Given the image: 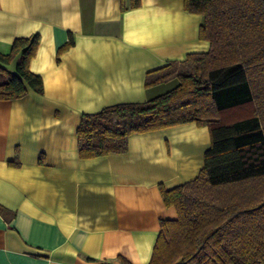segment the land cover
<instances>
[{
  "label": "crops",
  "instance_id": "obj_1",
  "mask_svg": "<svg viewBox=\"0 0 264 264\" xmlns=\"http://www.w3.org/2000/svg\"><path fill=\"white\" fill-rule=\"evenodd\" d=\"M128 4L0 0V51L37 33L29 69L43 83L41 94L0 100V206L14 213L0 214V264H148L160 221L177 218L160 185L204 165L210 133L195 122L132 134L125 152L78 154L83 113L160 95L179 80L146 85L149 72L209 50L184 0Z\"/></svg>",
  "mask_w": 264,
  "mask_h": 264
},
{
  "label": "trees",
  "instance_id": "obj_2",
  "mask_svg": "<svg viewBox=\"0 0 264 264\" xmlns=\"http://www.w3.org/2000/svg\"><path fill=\"white\" fill-rule=\"evenodd\" d=\"M128 1L131 8L140 5ZM184 8L202 16L198 36L209 50L147 74L146 85L177 77L174 88L144 102L83 113L78 154L121 153L132 134L206 124L210 146L198 176L169 189L160 185L177 218L160 221L148 264H264V0H184ZM38 43L34 33L0 51V100L43 92L41 76L29 69ZM0 214L14 213L0 206ZM117 262L131 264L122 256Z\"/></svg>",
  "mask_w": 264,
  "mask_h": 264
}]
</instances>
